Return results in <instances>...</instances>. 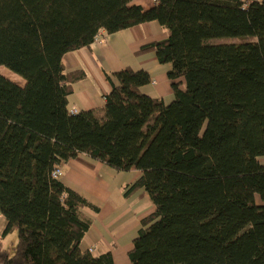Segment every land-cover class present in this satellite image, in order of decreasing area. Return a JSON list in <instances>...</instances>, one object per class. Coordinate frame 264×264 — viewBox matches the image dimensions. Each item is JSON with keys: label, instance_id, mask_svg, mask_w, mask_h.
I'll use <instances>...</instances> for the list:
<instances>
[{"label": "trees", "instance_id": "16d2710c", "mask_svg": "<svg viewBox=\"0 0 264 264\" xmlns=\"http://www.w3.org/2000/svg\"><path fill=\"white\" fill-rule=\"evenodd\" d=\"M0 0V264H114L83 251L99 207L54 177L80 154L141 177L156 210L132 264H264V2L256 0ZM157 21L142 46L171 64L174 100L144 94V70L108 77L102 111L69 109L85 70L63 57L102 33ZM254 37L255 42L213 44ZM17 232L14 245L7 237Z\"/></svg>", "mask_w": 264, "mask_h": 264}, {"label": "crops", "instance_id": "0c3cea01", "mask_svg": "<svg viewBox=\"0 0 264 264\" xmlns=\"http://www.w3.org/2000/svg\"><path fill=\"white\" fill-rule=\"evenodd\" d=\"M155 4V0L131 3L145 10ZM168 37V31L152 21L113 34L102 33L89 47L65 54L66 72L82 69L87 73V78L74 85L69 97L70 111H99L103 116L100 111L105 107V95L112 90L108 77L116 82L113 74L126 68L147 71L152 82L143 86L142 92L171 103L174 92L168 72L172 65L161 64L154 52L136 55L142 46ZM24 84L25 81L20 85ZM259 161L264 166V156L259 157ZM61 168L60 180L100 209L98 214L87 212L93 224L81 243L82 250L96 256L111 252L114 264H132L129 252L142 228L141 222L156 210L144 188L127 192V187L133 185L141 173L119 172L84 154L61 164ZM5 221L0 214V234Z\"/></svg>", "mask_w": 264, "mask_h": 264}, {"label": "rangeland", "instance_id": "374dc122", "mask_svg": "<svg viewBox=\"0 0 264 264\" xmlns=\"http://www.w3.org/2000/svg\"><path fill=\"white\" fill-rule=\"evenodd\" d=\"M256 38L254 37H245V38H232V39H214L211 40L213 44H223V43H244V42H255ZM0 74L4 75L5 77L9 78L10 80L16 82V83H23L24 80L19 77L18 75L14 74L10 70H8L6 67L1 66L0 67ZM18 234L17 232H14L10 234L6 239V245H14L17 241Z\"/></svg>", "mask_w": 264, "mask_h": 264}, {"label": "built area", "instance_id": "2783aa9c", "mask_svg": "<svg viewBox=\"0 0 264 264\" xmlns=\"http://www.w3.org/2000/svg\"><path fill=\"white\" fill-rule=\"evenodd\" d=\"M258 2H264V0H256ZM100 36L97 37V39L99 38ZM63 175V172H62V168H61V165H58L56 166V170L54 172V177L56 178H61Z\"/></svg>", "mask_w": 264, "mask_h": 264}]
</instances>
